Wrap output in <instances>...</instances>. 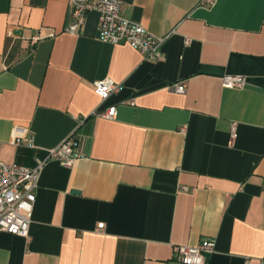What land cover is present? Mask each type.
Returning a JSON list of instances; mask_svg holds the SVG:
<instances>
[{"label":"crops","instance_id":"crops-1","mask_svg":"<svg viewBox=\"0 0 264 264\" xmlns=\"http://www.w3.org/2000/svg\"><path fill=\"white\" fill-rule=\"evenodd\" d=\"M119 1L166 37L165 60L101 40L96 11L67 32L70 0H0V162L33 166L70 137L84 153L47 164L29 238L0 230V264H183L174 246L206 239L205 264H260L264 0ZM105 78L121 89L102 101Z\"/></svg>","mask_w":264,"mask_h":264},{"label":"built area","instance_id":"built-area-1","mask_svg":"<svg viewBox=\"0 0 264 264\" xmlns=\"http://www.w3.org/2000/svg\"><path fill=\"white\" fill-rule=\"evenodd\" d=\"M215 2L216 0H202L203 4L209 5H214ZM70 4L73 19L66 27L67 32L80 34L89 12L96 11L99 15L101 40L111 44L127 43L147 59L165 60L162 46L166 37L154 35L139 22L122 14L119 0H70ZM38 39V35L33 36L31 43L34 45ZM247 83V77L243 75L223 77V85L229 88H244ZM120 89V84L112 78H105L95 84V91L102 101L108 100ZM173 89L184 93L186 84L184 82L174 84ZM93 114L113 120L117 118L118 106L111 105L106 109L94 111ZM233 137H236L235 133ZM29 144L33 146L32 139H29ZM83 155L78 142L70 137L46 152L45 156L36 157L33 166L0 162V230L29 238L37 189L43 170L53 160L71 167ZM98 227L103 229L104 223H100ZM215 249L216 242L211 239H206L197 246L182 244L174 246L176 260L183 264H205L207 257L213 254ZM260 264H264V255L260 258Z\"/></svg>","mask_w":264,"mask_h":264}]
</instances>
